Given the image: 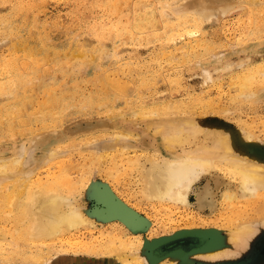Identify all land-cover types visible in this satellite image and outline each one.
Masks as SVG:
<instances>
[{
  "label": "rangeland",
  "instance_id": "obj_1",
  "mask_svg": "<svg viewBox=\"0 0 264 264\" xmlns=\"http://www.w3.org/2000/svg\"><path fill=\"white\" fill-rule=\"evenodd\" d=\"M118 1L0 0V88L2 86V91L3 89L6 91V93L0 91V157L8 158L14 156V153L19 150L20 145L28 147V144L32 140L38 141V137L42 132V136H40L43 137L42 147H46L45 149L49 147L48 150L53 148L58 156L56 154L55 157L49 159L51 161L46 164L49 165H45L46 167L42 168V172L46 171L47 173L48 171L47 176L43 173L45 177L42 174L39 177L49 178L53 173L54 176H50V179L56 177L60 180L59 177L63 178L69 175L67 176L71 180L69 187L68 185L66 187L62 185L63 182L61 181V183L57 182L60 185H55V187L57 189L60 187L59 190H62L64 186L66 189L64 188L63 191H73V195L71 196L75 199L79 197V199H76L77 201L79 200L78 203L81 202L80 204L83 203L82 205L93 209L94 207L97 208L100 204H97L96 199L91 197L89 200H85L84 193L88 188L84 190L83 185L91 180L89 184L93 183L98 190H101V193L120 203L133 212V214H136L141 221H146L144 226L139 229L140 233L137 232L143 239H148L151 236L162 237L160 238L161 243L157 246L159 250L166 248L164 243L175 241L167 235L175 230L182 229L184 226L195 227L198 225L196 227L199 229L202 227L203 231L207 228L226 229L225 224L230 226L228 223L230 220L233 222L235 220L242 221L243 217L240 215V210L242 209L246 211L242 212V216L244 215L243 213H247V215H244L245 219L247 216L249 221L254 222L256 215H259V217L261 215V219L264 216V213H260L264 212V204L260 202L264 198H259L260 201L258 202L257 200V203L254 202L255 205H263H258L260 208L257 206V209H259L256 212V207L254 208L252 203L247 204L248 206L246 207H243L242 204H240L241 206L239 204L228 206L224 202L221 203L219 199V191L221 190L216 193V213H213L212 216H205V214L209 215L210 211H205L204 209L201 216L199 213L197 214V211L193 208L196 202L195 192L201 190L208 181L210 184H214V179L219 178L221 182L232 187L235 186V182H233L231 176L226 177L228 174H222V171L218 173L219 170H213L210 177L204 176L194 184L193 192L189 196L190 206L186 208L181 205L176 207L166 204L165 206L161 203L147 201L142 195L140 180L137 176L138 170H134V167L140 166V160L138 162L136 157L141 156V160L143 161L142 156L147 154L146 152H141L142 150L147 151L150 149L149 145L150 147H158V140L161 138L153 133L154 125L157 122L178 118L199 123L204 121L207 123V126L212 125L220 129L221 127L225 128L233 134L234 141L238 138L236 133H239V130H241L242 134L254 135L255 140L262 147L264 146V83L261 81V83H254L251 90H247L250 94L245 92L247 95L243 96L245 94L243 92L240 97L238 96L239 89L236 83L232 81V77L237 74L252 73L251 68L247 69V63L239 65L240 60H243L241 62L248 61L251 65L264 63V0H190L193 9L204 3L213 4L212 1H214V4L218 5V11L224 7L227 8L229 13L219 15L216 18L215 16L218 15V12L211 11V14L207 13L208 17L201 19L199 28H196L193 23H189L187 24L188 30L181 33L180 37L175 36L176 38L172 41L163 38V31L169 32L168 29H164L167 22H170L167 16L173 15L175 8L181 6L185 0H135L138 3L147 1L150 4L154 12V22H151L152 26L143 30L128 27L130 32L127 31V33L122 27L124 15L121 14L123 13L121 8L124 7L122 4H118ZM113 4H117V10ZM118 5L120 6V11ZM215 8L212 9L214 10ZM132 13L129 16L133 19L135 15ZM190 16H192V12L182 13L179 17L191 18ZM130 33L132 34L130 35ZM160 37L161 39H159ZM137 38H141V41ZM20 42L24 43L20 44ZM25 45L30 46L32 50L24 48ZM77 48H87L91 52H94L97 56L95 63L88 65V60L85 61L87 56L77 54H75L76 59L74 60L75 56L72 55L71 57L70 51ZM99 48L102 49L99 50ZM101 51L104 53V56L103 53L101 54ZM28 54H33V57L30 58L31 60H29ZM44 59L47 61V64ZM36 60H39V64L35 62ZM41 60L44 61V63L42 62L43 64H40ZM63 60L70 65H66V62ZM68 60L71 61L69 62ZM231 64L232 66L230 67ZM12 69L14 73L17 72L18 74L12 73ZM103 69H106V71ZM56 76L57 78H55ZM8 79L9 81L11 79V81H7ZM18 79L23 83L26 81L27 84L23 86V83ZM58 79H61V81ZM144 79H148L149 81H144ZM8 83L10 85H7ZM141 83L144 84L142 85ZM11 84L14 87L16 85V89H13ZM80 84L81 86H79ZM17 85L20 87L17 88ZM35 86H37L36 90ZM81 87L82 90L80 89ZM29 89L30 91H27ZM102 89H104L103 92ZM14 90L15 95L13 94L14 96H12ZM45 92L46 94L47 92L49 93L48 95L45 94L43 98L41 95ZM127 94L129 96H126ZM24 95H28L29 98L26 100V96ZM119 95L125 98L120 97V100H115L114 98H119ZM78 97L79 100L80 98L84 100L78 101ZM36 99H39V101ZM40 99L43 100L42 103ZM110 100L112 101L109 102ZM199 100L200 102H197ZM36 101L39 103L37 104ZM105 101V106L103 104L101 107H93L96 103H105ZM83 103L84 107L81 106ZM174 103L180 106L182 104V107L177 106L180 110L175 112L174 106V111L169 109ZM14 104L15 106H13ZM36 104L37 107L35 108ZM155 105L159 107L158 110H156ZM160 105L161 107L164 105L168 106L161 108ZM18 106L20 107V111ZM79 106L80 109L77 108ZM82 107L83 109H81ZM141 107L147 108L146 112ZM148 108L153 111H151L153 117L149 115L151 113ZM166 108L171 113L165 114L164 109L166 111ZM159 109H162L160 112L163 111L165 115L160 116L162 112L159 113ZM69 110L70 112L72 110L71 114ZM140 110L144 111L145 114L144 112H142L143 114L140 113ZM53 113L57 114V116ZM133 113L137 115H134L136 118L129 119L130 115L133 117ZM138 113L148 117L140 118V115L138 118ZM131 116L130 118H132ZM102 120L108 121L110 124H113L115 121L114 130H120L118 127L127 128L132 130L131 132L138 134L139 137L128 135V138L126 137L124 140L135 144L140 150H133L127 146L121 154L118 150H120L122 144L114 145L117 150H109L105 156L99 158V161L94 159L90 151L86 149L89 146L86 147V145L105 144V142L108 144L111 136L104 139L103 137H105L106 133L111 132V129L92 134L86 137L85 142L83 140L85 137L81 136L70 139L77 142L67 144L68 146L66 145L65 148L61 144H52L54 138L51 139V137L57 132L60 137H63L64 133L68 132L69 127L73 129V127L79 124ZM147 127L150 128L147 129ZM35 136L38 137L36 138ZM95 136H101L102 139L96 141ZM203 137L204 135L200 134L197 137V141L203 142L206 136ZM205 142H207V139ZM189 145L194 148L192 144H187L183 147L190 149ZM23 149L25 150V148ZM42 150V148H37L31 153L25 150L20 159L24 161L28 160V157L33 153L34 156L39 157ZM179 150L178 148L177 151ZM60 156L61 160H56ZM14 159H17V157L15 156ZM60 161L65 165L59 164ZM57 162L59 169H57L58 166L55 164ZM48 167L50 169L53 167L56 170H49L47 169ZM13 168H16V170L12 169L13 171H11L10 169L7 173H11V177L14 176L15 178H11L13 180H8L9 182H6V178H3L5 180L2 181L3 184L0 182L1 186H5V188L0 186V210H2L0 212V232L3 233L4 230L8 239L11 236L9 233L12 231H8L6 228L10 229L14 225L12 221L14 222L15 216L13 209L10 210L9 206H7L9 201L6 198L9 197L10 200V191L15 186L12 185L13 181L16 182V178L21 170V168L17 170V165H14ZM63 173L64 175L62 176ZM85 174H87L88 179L86 176L84 177ZM81 175L83 176L81 177ZM30 176L28 177L34 182L37 180V178H32L34 177L33 175ZM83 177L84 180L82 179ZM230 178L232 179L231 182ZM64 179L67 178L65 177ZM73 184H76L75 187ZM65 191L64 194L69 193V191L68 193ZM2 196L6 201L1 198ZM6 206L8 209H6ZM253 208L255 209L254 211H252ZM9 210L10 212L12 211L10 219L9 215L3 214V212L6 213ZM236 213H239V217L236 216L235 219ZM232 214L235 220L230 218ZM258 218H256L258 224H256V232L249 239L248 247L243 253L238 255L240 257L245 252L256 248L257 242L264 237V227L260 225V219L258 220ZM235 225L237 224L235 223ZM199 229L195 233L199 232ZM107 230H109L108 225L100 226L96 222V228L93 229L92 234L87 233L88 229H83L78 234L65 236L67 237L65 239H55L48 243V248L46 247L41 250L46 253H43L46 258L45 260L51 261L53 264H95L97 257L91 254H74L75 251L69 245L73 238L75 239L80 236L83 237V240L87 241L90 238L98 237L99 231L106 232ZM168 237L169 239H166ZM4 241L3 245L10 243L9 241ZM38 247L33 246L32 251L36 252L40 250L41 246ZM23 248H25L23 252L28 251L25 245H23ZM170 249L166 251H172L174 248ZM6 252H4L5 258L12 260L11 257H13L12 261L19 260L18 263L20 262L21 259H18L20 258L18 256L19 252ZM147 253H150V251H147ZM189 262L190 264H202L193 258ZM234 262L236 261L228 262L227 264H233ZM181 263L182 261L179 262V264Z\"/></svg>",
  "mask_w": 264,
  "mask_h": 264
},
{
  "label": "bare ground",
  "instance_id": "obj_2",
  "mask_svg": "<svg viewBox=\"0 0 264 264\" xmlns=\"http://www.w3.org/2000/svg\"><path fill=\"white\" fill-rule=\"evenodd\" d=\"M212 3L213 4L204 3L202 5L195 7L196 9H193L191 1L185 0L181 6L175 8L173 15L167 16V19L170 20V22L169 23L167 22V25L164 26V29H168L169 32L164 30L163 31V33H164L163 38L172 41L174 38L180 37L179 35L181 33H183L185 30H188L187 24H189V23H193V25L196 28H199V25L201 23V19L208 17L207 13L211 14V11H217L218 12V15L215 16L216 18H218L219 15H225L226 13H229L227 8H224V7L218 11V8H217L218 5L214 4V1H212ZM118 4H122L124 7V8H121V11L123 12L121 14L124 15V18H122V27L124 28L126 33H127V31L130 32V29L128 30V27L135 28L137 30H143V29H147L150 26H152L151 22L152 21L154 22V12H153L150 4L147 3V1H143L141 3H138L135 0H119ZM113 5L116 7V10H117L118 9V7L116 6L117 4H113ZM214 7H216V8L213 10L212 8H214ZM119 11H120V6H119ZM131 12H133L132 14L135 15L133 19L129 16V14ZM188 12H192V16H190L191 18L179 17L182 13H188ZM15 24H17V23H15ZM131 34L132 33H130V35ZM144 36H146V35H144ZM165 36H166V38H165ZM157 38H158V35H157ZM159 39H161V37ZM126 40H127V38H126ZM138 40L141 41V38ZM21 43H24V42H20V44ZM16 44H18V43H16ZM24 48L31 49V47L28 45L27 46L25 45ZM101 49L99 48V50H101ZM102 51H101V54L104 52V51L103 52ZM70 53H71L70 54L71 57H72V55L75 56V54L83 55L85 57L87 56V59L85 61L88 60V62H87V64L89 63L88 65H92L93 63H95V60L97 58L96 54L94 52H91V50L87 49V48H77L76 50H71ZM80 53H82V54H80ZM103 56H104V53H103ZM32 57H33V54H28L29 60H31L30 58H32ZM75 59H76V56H75L74 60ZM11 60L13 61V59H11ZM241 61H243V60H240L239 65H244L247 63V69L251 68L252 73H248V74H244V75L237 74L234 77H232V81H234L236 83V85L239 89L238 96H240V97H241V93L243 94V92L244 93L248 92L247 90L250 91L251 88L254 86L253 85L254 83H261V82L264 83L263 82L264 81V63L259 64V65H251V63L248 61H246V62H241ZM35 62L39 64V60H36ZM42 62L44 63V61L41 60L40 64H43ZM58 62H57V64H59ZM64 62H66V61H64ZM73 62H75V61H73ZM14 63H16V62H14ZM45 63L47 64V61ZM67 63L68 62H66V65H70ZM81 65H82V63H81ZM54 66L56 67V65H54ZM61 66H62V64H61ZM231 66H232V64L230 65V67ZM41 67H43V66L41 65ZM50 67H52V66H50ZM73 68H71V69H73ZM14 69H15V67H14ZM74 70H75V68H74ZM103 70L106 71V69H103ZM73 72H75V71H73ZM12 73H14L13 69H12ZM16 73L17 72H15L14 74H16ZM75 74H76V72H75ZM84 75H86V74H84ZM88 75H90V74H88ZM79 76H81V75L79 74ZM55 78H57V76ZM82 78H84V77H82ZM102 79H103V77H102ZM58 80L61 81V79H58ZM75 80L77 81V79H75ZM147 80L144 79V81H147ZM7 81H9V79ZM10 81H11V79H10ZM16 81H17V79H16ZM19 81H21V80H19ZM91 82H93V81H91ZM13 83H14V81H13ZM146 83H149V82H146ZM24 84L26 85L27 82L25 81V83H23V86H24ZM28 84H29V82H28ZM66 84H67V82H66ZM7 85H10V84L8 83ZM11 85H12L13 89L16 87V85H15V87L13 84H11ZM72 85L74 86V84H72ZM105 85H106V83H105ZM152 85H150V86H152ZM51 86H52V84H51ZM54 86H56V85H54ZM79 86H81V84ZM19 87L20 86L17 85V88H19ZM21 87H22V85H21ZM36 87L37 86L34 87L35 90H36ZM56 87H55V89H56ZM145 87H147V86H145ZM4 88H5V86H4ZM32 88H33V86H32ZM49 88H51V87H49ZM77 88H79V87H77ZM51 89H53V88H51ZM80 89L82 90V87ZM4 90L5 89H3V91H2V86H1L0 91L6 93V91H4ZM66 90H68V89H66ZM9 91H10V89H9ZM27 91H30V89ZM103 91H104V89H102V92ZM109 91H110V89H109ZM14 92H15V90L13 91L12 96L15 95ZM105 92H107V91L105 90ZM34 93H35V91H34ZM48 93L49 92H47V94H46V92H45L41 96L44 98L45 94L48 95ZM248 93L250 94V92H248ZM18 94H19V91H18ZM18 94H16V95H18ZM75 94L77 95V93H75ZM97 94H99V93H97ZM109 94H111V93L109 92ZM28 95L27 96L24 95V96H26V98H25L26 100H27V98H29ZM39 95H40V93H39ZM244 95H247V94L245 93V94H243V96ZM85 96H86V94H85ZM126 96H129V95L127 94ZM118 97L119 98H114V99L120 100L121 96L119 95ZM83 98H84V96H83ZM83 98H80V100L81 99L84 100ZM121 98H125V97H121ZM126 98H129V97H126ZM114 99H113V101H114ZM36 100L39 101V99H36ZM74 100H75V98H74ZM80 100L78 97V101H80ZM14 101H16V100H14ZM42 101L43 100H41L40 102L42 103ZM111 101L112 100H110L109 102H111ZM92 102H93V100H92ZM103 102L102 103L100 102V104L96 103V105H93V107L94 106H96L95 108H97V106L101 107V105H103V104L105 106L106 101H105V103H103ZM197 102H200V100ZM25 103H22V104H25ZM36 103L38 104L39 102L36 101ZM71 103H73V102H71ZM79 103H81V102H79ZM18 104H19V102H18ZM37 104H36L35 108L37 107ZM163 104H165V103H163ZM33 105H35V104H33ZM77 105H78V103H77ZM112 105H110V106H112ZM168 105H166V106H168ZM13 106H15V104ZM81 106L84 107L85 106L84 103L81 104ZM166 106L164 105L162 107H166ZM177 106L179 107L180 105L174 103V105L172 104V106H170L171 108L169 107V109L173 110V108H174L175 112H176V111L180 110ZM24 107H25V105H24ZM32 107H34V106H32ZM54 107H57V106H54ZM83 107L81 109H83ZM160 107H161V105H160ZM180 107H182V104ZM19 108L20 107L18 106V109ZM77 108L80 109V106ZM155 108H157L156 110H158L159 107L157 105H155ZM25 109L27 110V108H25ZM141 109L142 110L144 109L145 112L147 110V108H144V107H141ZM151 109H152V107H151ZM160 110H162V109H159V111H158L159 113L162 112L160 114V116L163 115L164 112H165V114L171 113V112H169L170 110H168V109H167L168 112H167V110L165 111V109H164V112L163 111L160 112ZM19 111H20V109H19ZM151 111L152 110H150V113H151V114H149L150 116L153 115L152 114L153 111L152 112ZM64 112H65V110H64ZM69 112H70V110H69ZM71 112H72V110H71ZM71 112H70V114H71ZM142 112H144V111H141L140 113H142ZM145 112H144V114H145ZM147 112L149 113V111H147ZM54 113H57V112H54ZM140 113H138L139 114L138 118L141 115ZM60 114H62V113H60ZM172 114H174V113H172ZM177 114H178V112H177ZM134 115H136V114L133 113V117L130 115L132 118H130V116H129V119L136 118L137 115L136 116H134ZM55 116H57V114ZM60 116H62V115H60ZM30 117H32V116H30ZM142 117H148V116H146V115L142 116L141 115L140 118H142ZM112 119H114V118L112 117ZM132 123H134V122H132ZM115 124H116L115 121L113 124H110L108 121L102 120V121H98V122L79 124L76 127H73V129H72V127H69L68 132L66 131L64 133L63 137H60L58 132L55 133L51 137V139L54 138L52 140V144H59V145L61 144L62 147L64 146L63 148H65L67 144L77 142V141H73L70 139L77 138L78 136H81V137H85V138H83V140L85 142L86 137H89L90 135L95 134V133H100V132H104L106 130L111 129V132L106 133L105 137H103V139H104V138L111 136L110 139L108 140V142H109L108 144H106L107 142H105V144H95L92 146L86 145V147L89 146L86 149L88 151H90V154L94 159H97L99 161V158L105 156V154L109 150H117L114 145H121L122 144V146L120 147V150H118L121 154L123 153V149L127 146L132 148L133 150H140L138 147L135 146V144H131L130 141L126 142V140H124L126 137L128 138V135H134L136 137H139V135L131 132L132 130L127 129V128L118 127V129H120V130H117V129L114 130ZM143 124H145V123H143ZM206 124L207 123L204 121L199 123V122H194L192 120H186V119L178 118V119H173V120H169V121L157 122L154 125V127H153L154 131L152 129L153 133L155 135H158L161 138L160 140H158L159 141L158 147H150V145H149L150 149H148L147 151H143L141 149L142 150L141 152H146L147 154L145 156H142L143 161L141 160V156H137L136 159L138 160V162L140 160V164H139L140 166L134 167V170H138L137 176L140 180V186H141V191H142L143 197L147 201L161 203V204H164L165 206H166V204L167 205L171 204V206L174 205V206L178 207L179 205H181L183 207L189 208V206H190L189 196H190L191 192H193L194 184L196 182H198L204 176L210 177L212 175L213 170H219L218 173H221V171H222V174H228L227 176L226 175H224V176H226V177L231 176V178L233 179V182H235L234 183L235 186L232 187L231 185H227L224 182H221L219 178L214 179L215 180L214 184H212V183L210 184V182L208 181V183L201 190L195 192L196 193V202H195L193 208L197 211V214L199 213L201 216V213H202V211H204V209H205V211L206 210L210 211L209 215L205 214V216H212L213 213H216V210H215V208H216V193L219 190H221V191H219L220 192L219 193L220 194L219 199L221 200V203L224 202V204H226L228 206H234L235 204L236 205L239 204V206H241L240 204H242L243 207H246V206H248L247 204L252 203L253 204L252 206H254V208L256 207L255 208L256 210L253 208L252 211L255 210L257 212L258 209L260 208V206H258V205H261V204L255 205L254 202L257 203V200H258V202L260 201L259 198H264V146L262 147V145L259 144V142H257L255 140V136L252 134H246V133L242 134L243 132H241V130H239V133H236L238 135L237 136L238 138H236V140L234 141L233 134L231 132H229V130H226L225 128H222V127H221V129L218 127L216 128V127H213L212 125L207 126ZM150 126L152 127V125H150ZM5 127L7 128V126H5ZM149 128L147 127V129H149ZM83 133H85V134H83ZM40 134H41L40 136H42V132ZM200 134L201 135L203 134L204 137L206 136L204 140L202 139L203 142L197 141V139H198L197 137H199ZM40 136L39 137L35 136L36 138L37 137L39 138L38 141L32 140L28 144V147H26L24 145H20L19 150L16 153H14V156H11L8 158L0 157V177H1L0 182H1V184H3L2 183V181L4 180L3 178H6L5 179L6 182L8 180L10 181L11 178H15L14 176L11 177V173H7L10 171V169H11V171L16 170V168H13L14 165L18 166L17 170H19V168H21V170L18 174V177L16 178V182L13 181L12 185H15V186L10 191V193H11V195H9L10 200H9V197L6 196L7 197L6 199L9 202H8V204L6 202L5 203L7 204V206H9L10 210L13 209L15 218H14V222L12 221V223H14V225H12V227H10V229L13 227L14 228L11 230L6 228V230H8V231H12L10 233L7 232L11 235V236H9V239L6 237L7 234L4 233V230H3V233L0 232V264H53L51 261L45 260L46 258L43 255V253H45V252H43V250H41V249H44L46 247L48 248V243L55 240V239L56 240L57 239H63V238L65 239L69 235L78 234L83 229L84 230L88 229L89 231H87V233L92 234L93 229L96 228V222H98V225H100V226L108 225L109 230L106 231L107 233L104 231H99L98 237H94L92 235L94 238H90L87 241L83 240L82 239L83 237L79 236L75 239L73 238L71 244L69 245L75 251L74 254H77V253L91 254V255H94V257H97L95 264H179L180 261H182L181 264H190L189 260L191 261L192 258L194 260L202 263V264H227L228 262H233V261H236L233 264H242V263L264 264V237L257 242L256 248H254L252 251L248 249L249 251L245 252V254H243L241 257L238 256L241 253H243L244 250L248 247L249 239L256 232V224H257L256 218H258L259 215H256V218L252 217V218H255L254 222L249 221L247 219V216H246V219L248 220L247 221L245 219V216H244V215H247V213H243L244 215L242 216V212L245 211L242 209V210H240L241 212L239 211L241 213L240 214L241 217L244 218V219L242 218V221L240 220L241 223H240V221L235 220L236 216L239 217V213H236L235 216L232 214L230 218L232 219L234 216L235 219L233 218V220L236 221V222L235 221L234 222L237 225H235V223L233 221L228 220L229 221L228 223L230 224V226L227 224L229 226L228 227L225 224V227H227L226 229L207 228V229H204V231H203V229H201L202 227L200 229L196 227L198 225H196L195 227L194 226L188 227L189 226L188 225L187 227L184 226L182 229H179V227H178L179 230H175L171 234L167 235V236L171 237L172 239H174L175 241L164 243V245H166V248L159 250L157 248V246L161 242L160 238H162V237L161 236H159V237L151 236L148 239H143V237L140 234H138L137 232L140 233L139 229L144 226L146 221H144V222L141 221L136 214H133V212L129 211L127 208L122 206L120 203L112 200L109 196L105 195L104 193H101V190H98V188L93 183H92L93 185L89 184L91 180H89L88 182L83 184L84 190L88 188V190L84 193L85 198H86L85 200H89L90 197L94 198L98 202L97 204H100L102 207L99 205L97 208L94 207L93 209H89L86 206L82 205L83 203L82 204H80L81 202L78 203L79 200L77 201L76 199H79V197H77L75 199L71 196V195H73V193H72L73 191L70 192V190H68L69 191V193H68V191L66 190L69 195L64 194L65 190L63 191V189L66 187V185H68V187H69L71 184L70 183L71 180H69L67 177L69 175L64 176L63 178L59 177L60 180L57 179L56 177H55L56 179L53 177H52L53 179H50V176H54L53 173L50 176H49L50 173L48 174L49 178H47V177L46 178H40L39 175L42 174L44 176L43 173H45V176H47L48 171H47V173H46V171L42 172L43 171L42 168L48 166L49 164L48 165H46V164L49 161H51L49 159H52L57 154V152H55L53 148H50L48 150L49 147H47V149H45L46 147L45 148L42 147L43 137H40ZM100 137L101 136H95L96 141L99 139H102V137L101 138ZM51 139H50V141H51ZM206 139H207V142L209 141V143L205 142ZM123 143H125V144L123 145ZM187 144L194 145V148H192L193 146L190 147V145H189L190 149L184 148L183 146L187 145ZM52 146H54V145H52ZM73 147H74V145H73ZM73 147H71V148H73ZM23 148H25V150L29 151L30 153L37 148H42L43 150L41 151V155L39 157L34 156V153H33V154H31V156L28 157V160L24 161V160L20 159L23 155V152L25 151ZM178 148L180 149L179 151H177ZM76 149H78V148H76ZM67 150H69V149H67ZM53 152H55V153H53ZM134 152H135V154H137L136 151H134ZM49 154H51V155H49ZM15 156L17 157V159H14ZM57 156H58V154H57ZM56 160H61V156L59 159L56 158ZM7 161H10V162H7ZM60 163H61V161L59 162V164ZM55 164L57 165L58 162ZM56 165H54V166H56ZM62 165H65V164L63 163ZM60 167H61V165H60ZM47 169L53 170V171L56 170V169L54 170L53 167H52V169H50L49 167ZM57 169H59V166ZM36 173H38V174H36ZM56 173H57V171H56ZM56 173H55V175H56ZM21 175H23V176H21ZM30 175H33L34 177H32V178H35V179L37 178V180L35 182L33 180H31L28 177ZM63 175H64V173L62 174V176ZM86 175L87 174H85L84 177ZM88 175H89V173H88ZM82 176L83 175H81V177ZM65 177L67 179H64ZM84 177L82 178L83 180H84ZM86 178H87V176H86ZM231 178H230V182L232 180ZM62 179H64V181H62ZM60 181L63 182L62 185H65V187L63 186L62 190H59L60 187L58 189L55 187V185H60L59 183H57ZM78 183L80 184V182H78ZM75 185H74V187H75ZM1 187L5 188L4 185ZM7 188H9V187H7ZM53 188H55V189H53ZM70 193H72V194H70ZM1 198L5 199L3 196ZM3 199H1V200H3ZM6 199H5V201H6ZM263 201H264V199L263 200L261 199L260 203L264 204ZM7 206H6V209H8ZM257 206L259 207L258 209H257ZM261 206H263V205H261ZM10 210L6 211V213L3 212L4 215H9V219H10V215L12 214V211L10 212ZM1 211L2 210H0V212ZM256 212H255V214H256ZM260 213H264V212H260ZM253 214H254V212H253ZM6 217H8V216H6ZM260 217H261V215H260ZM260 217L258 218V220L260 219ZM263 217L259 220V223L262 227H264V218ZM1 218H3V217H1ZM232 222L234 223V225ZM237 222H239V223H237ZM3 227L5 228V226H3ZM90 228H92V229H90ZM198 229H199V233L198 234L194 233ZM65 236H67V237H65ZM169 237L166 239H169ZM3 240L9 241L10 243L6 242L8 244L3 245L2 244ZM23 245H25V247L28 251L23 252V250H25V248H23ZM33 246H39V247L41 246V247H40V250H37L36 252H34V251H32ZM173 248H175L173 253H170V254H164L163 253V252H166V250H169V249L172 250ZM6 251H9L12 253H14V252L18 253L19 252L18 256L20 258H18V259H21L20 262L18 263L19 260L18 261H15V260L12 261L13 257H11L12 260H8L7 258H5L4 252H6ZM147 251H150V253H147ZM41 252H42V254H41ZM6 254H7V252H6ZM256 254H257V258H258L257 260L254 258V256ZM8 255H9V253H8ZM12 255H14V254H12ZM23 256H24V258H23ZM189 257H190V259H188Z\"/></svg>",
  "mask_w": 264,
  "mask_h": 264
},
{
  "label": "water",
  "instance_id": "obj_3",
  "mask_svg": "<svg viewBox=\"0 0 264 264\" xmlns=\"http://www.w3.org/2000/svg\"><path fill=\"white\" fill-rule=\"evenodd\" d=\"M195 233V232H194ZM199 232H197V234H198ZM186 235V234H185ZM174 240V239H173ZM161 243V242H160ZM159 243V244H160ZM174 250H175V248L172 250V251H169V252H163L164 254H170V253H173L174 252ZM254 258L257 260L258 258H257V254L254 256ZM242 264H246V263H242ZM249 264H251V263H249Z\"/></svg>",
  "mask_w": 264,
  "mask_h": 264
}]
</instances>
